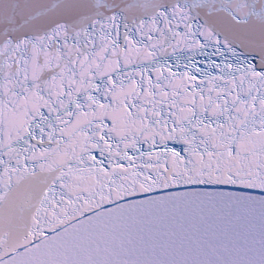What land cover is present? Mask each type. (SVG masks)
Instances as JSON below:
<instances>
[{"label": "snow or ice", "instance_id": "1", "mask_svg": "<svg viewBox=\"0 0 264 264\" xmlns=\"http://www.w3.org/2000/svg\"><path fill=\"white\" fill-rule=\"evenodd\" d=\"M0 264H264V0H0Z\"/></svg>", "mask_w": 264, "mask_h": 264}]
</instances>
